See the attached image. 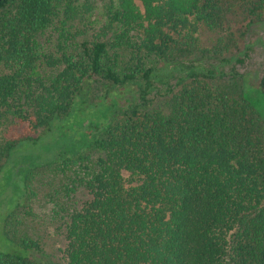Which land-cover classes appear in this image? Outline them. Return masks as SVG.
I'll return each mask as SVG.
<instances>
[{
  "label": "trees",
  "instance_id": "16d2710c",
  "mask_svg": "<svg viewBox=\"0 0 264 264\" xmlns=\"http://www.w3.org/2000/svg\"><path fill=\"white\" fill-rule=\"evenodd\" d=\"M239 15L241 48L200 45V27ZM77 21L101 31L72 52ZM262 22L264 0H0V189L5 173L20 189L0 197V264H264V126L238 70ZM41 173L65 220L60 263L11 229Z\"/></svg>",
  "mask_w": 264,
  "mask_h": 264
},
{
  "label": "rangeland",
  "instance_id": "374dc122",
  "mask_svg": "<svg viewBox=\"0 0 264 264\" xmlns=\"http://www.w3.org/2000/svg\"><path fill=\"white\" fill-rule=\"evenodd\" d=\"M85 24V21H84ZM247 23L242 20V16L239 15L234 21L233 27H230L226 32H213L209 31L204 27H200L199 30V43L202 47L209 48L211 47L218 38H226L225 42L229 43V38L236 42L238 47H242V38H240L241 31L244 30V27ZM75 26L79 28L81 33L69 43L68 51H74L78 45L84 41L94 40L98 36V32L101 31V24L93 25L90 31H85V27L78 21L75 23ZM248 31H246L247 38L250 39V48L251 52L248 54L247 58L242 66H239L238 70L243 77V96L248 104L252 106L255 112L258 114L263 126H264V94L259 88V79L264 68V22L248 26ZM102 35V34H99ZM109 36L106 35L105 39ZM104 38V37H103ZM55 38H53V41ZM103 41V39H102ZM57 42H53V45H56ZM128 53L124 52L120 54L121 63L119 65L124 66V63H128ZM103 84L95 83L92 88L93 95H99L102 91ZM122 98L129 102H136L137 99V87L128 86L127 92H124ZM160 99H155L153 105H156ZM85 111L83 107L78 113L72 115V118L67 120V125H74L79 121V117L82 116ZM21 133V130H18L14 127H10L8 136L12 137ZM27 150V147H25ZM42 149V148H40ZM28 151V150H27ZM29 152V151H28ZM23 154V152L21 153ZM32 153H29L27 157H30ZM41 156V155H40ZM4 185L11 186L8 195H20V189L15 186L10 181V174L6 173L2 176ZM49 183L53 184L51 178L47 173H41L37 175L29 183L30 195L25 202V208H20L19 223L14 227V224L11 225L13 232H16L18 236H24L31 238L33 241H36L41 249V253L45 259L50 260L55 263H60L63 260V249L65 247L64 240V222L58 219L51 220L53 214V199L51 188ZM1 186L0 197L3 194L4 188ZM33 191V194L31 192ZM88 199L86 193L79 189L74 194L73 199L69 201L71 204H75L76 207H80L85 200ZM74 202V203H73ZM70 205V204H69ZM12 209V203H8L5 208L0 209V251L1 252H10V249L7 245L6 238L3 235L2 222L3 218L8 214ZM18 210V211H19ZM25 216H24V215ZM24 254V253H22Z\"/></svg>",
  "mask_w": 264,
  "mask_h": 264
}]
</instances>
